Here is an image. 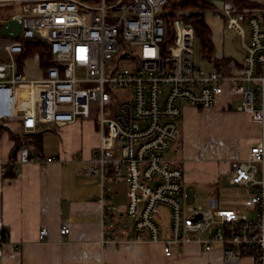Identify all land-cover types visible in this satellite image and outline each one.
Listing matches in <instances>:
<instances>
[{
	"label": "built area",
	"instance_id": "1",
	"mask_svg": "<svg viewBox=\"0 0 264 264\" xmlns=\"http://www.w3.org/2000/svg\"><path fill=\"white\" fill-rule=\"evenodd\" d=\"M169 1L0 0L20 8L9 16L18 22V35L3 44L0 57V121H19L24 132H31L37 122L86 118L94 103L100 141L88 172L100 182L101 246L149 240L161 242L168 257L175 246L193 243L204 250L219 246L227 264L243 256L264 264V138L230 170V182L249 189L250 217L219 207L215 196L202 207L171 156L180 150L184 107H212L226 89L239 96L238 110L264 119V25L254 15L235 13L231 2H221L219 14L241 42L242 67L235 74L205 70L193 61V28L164 17ZM27 40L44 43L52 56L53 63L37 78L23 72L22 42ZM116 89L124 93L118 104L111 92ZM29 159L27 147L21 146L18 160ZM115 180L125 183V220L120 223L106 186ZM162 208L168 214L167 236H162ZM117 224L123 232L127 228L126 234H118ZM68 231L66 225L59 229ZM46 235L41 227L38 239ZM5 237L0 230V245Z\"/></svg>",
	"mask_w": 264,
	"mask_h": 264
},
{
	"label": "crops",
	"instance_id": "2",
	"mask_svg": "<svg viewBox=\"0 0 264 264\" xmlns=\"http://www.w3.org/2000/svg\"><path fill=\"white\" fill-rule=\"evenodd\" d=\"M215 21L212 14L207 15L212 36H227L224 29L235 33L222 25L218 35ZM236 40L240 51L224 42L216 48L212 37L215 57L225 60L222 69L227 74L238 73L242 67L243 49ZM34 59L33 66L23 67L30 78L42 72L39 58ZM239 104V96H231L226 89L212 107L185 106L179 119L180 150L177 155L170 152L202 207L208 197L215 196L219 207L238 209L250 217L254 211L247 204L249 189L231 183L230 170L252 144L264 138V119L253 120L237 109ZM12 135L27 138L23 146L28 149V161L18 160L19 149L13 152ZM99 141L95 123L82 117L68 124L37 122L31 132H24L19 121H0V230L6 235L0 245V264H227L219 246L204 250L187 243L175 246L168 257L161 242L149 240L101 246L97 241L101 231L100 182L88 172L91 152ZM50 156L54 159L46 161ZM108 199L121 213L116 216L117 223L125 220V192L119 199L117 189L110 187ZM162 210L166 213L162 236H167L168 214L166 208ZM62 225L69 228L65 234L59 232ZM41 227L47 230L42 240L38 239ZM117 227L119 235L126 234L127 228L123 232ZM236 264H253V259L243 256Z\"/></svg>",
	"mask_w": 264,
	"mask_h": 264
},
{
	"label": "trees",
	"instance_id": "3",
	"mask_svg": "<svg viewBox=\"0 0 264 264\" xmlns=\"http://www.w3.org/2000/svg\"><path fill=\"white\" fill-rule=\"evenodd\" d=\"M223 1L231 2L235 13H240L244 17L254 15L264 25V5L255 0H170L163 8V15L166 19L179 18L193 28L194 39L199 44L201 57L212 63L216 70L222 69L225 60L223 58L217 59L214 55V45L211 29L207 23V15L219 13V4ZM3 24L0 21V30ZM22 43L24 47L23 57H31L38 51L39 63L42 68L53 63L52 56L44 43L30 40ZM12 137L15 141L13 152L28 142L26 137L13 135Z\"/></svg>",
	"mask_w": 264,
	"mask_h": 264
},
{
	"label": "rangeland",
	"instance_id": "4",
	"mask_svg": "<svg viewBox=\"0 0 264 264\" xmlns=\"http://www.w3.org/2000/svg\"><path fill=\"white\" fill-rule=\"evenodd\" d=\"M255 1H258V0H255ZM19 9L20 8H19L18 3H1L0 4V21L3 22V23L6 22L9 19V16L12 13H14V12H18ZM212 16H213L214 20H216L215 21V31L217 30V33L219 35L218 29L221 30L222 29V25H224L226 27L224 18L221 17L219 13H213ZM209 22H210V24L212 26V20L209 19ZM216 24H218V26H216ZM224 30H226L225 32H226L227 36H225V34H224L223 37H220V36L219 37H216L214 35L212 36V37H214V40H215V44H216L215 47L218 48L217 45H221L222 42H224V44L227 47L231 44L232 46H234V48H236V50H239L240 51V45H239L240 43H238V41L236 40V38L239 39V37L236 36L235 33L232 34L231 31L228 34V31L229 30L227 31V29H224ZM8 40H12V38L9 37V36H3V35L0 36V55L3 54V50H2L3 44L6 41H8ZM122 45H123V42H121V46ZM199 50H200L199 49V44H198L197 41H195L194 42V49H193V61H194V63L196 65L200 66L201 68L205 69V70H210L211 68L215 69L213 67L212 63H209L208 61H206L205 59H203L201 57V53H200ZM34 58H35L34 55L31 56V57H29V58H27V60H25V65L26 66H30V64H31L33 66V62H35V59ZM115 61H116L115 59H112V60L109 61V63L110 64H113V63H115ZM28 70L30 72V69H28ZM41 74H42V72L37 73V77H39ZM251 85H253V84H251ZM111 92H112V95H113L114 99H116L115 100V103L116 104H118L119 102H122L123 101L124 93H123V91L121 89L112 90ZM109 107L110 106H107L106 109H109ZM98 118H99V111H98V109L95 108L94 103H90V114L86 118L84 117V119L85 120H88V121H93L95 123V126L97 127ZM37 150H39V149H37ZM106 186L114 187V189H117V191L119 193V199H121L122 196L124 195L125 186H124L123 181L119 180L118 183L106 182ZM163 215L165 216L166 213L163 212Z\"/></svg>",
	"mask_w": 264,
	"mask_h": 264
},
{
	"label": "water",
	"instance_id": "5",
	"mask_svg": "<svg viewBox=\"0 0 264 264\" xmlns=\"http://www.w3.org/2000/svg\"><path fill=\"white\" fill-rule=\"evenodd\" d=\"M13 26V30L10 27ZM18 22L15 19H9L4 22L3 26L1 27L0 33L3 36L15 37L18 35Z\"/></svg>",
	"mask_w": 264,
	"mask_h": 264
}]
</instances>
